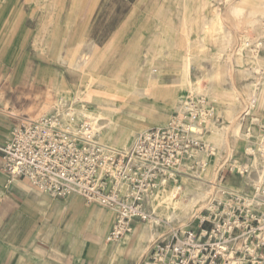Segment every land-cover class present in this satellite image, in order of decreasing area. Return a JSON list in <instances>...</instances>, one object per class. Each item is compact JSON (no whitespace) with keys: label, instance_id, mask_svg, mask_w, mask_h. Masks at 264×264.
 I'll return each mask as SVG.
<instances>
[{"label":"built area","instance_id":"obj_1","mask_svg":"<svg viewBox=\"0 0 264 264\" xmlns=\"http://www.w3.org/2000/svg\"><path fill=\"white\" fill-rule=\"evenodd\" d=\"M219 122L217 109L204 96L190 93L170 122L141 132L126 151H113L99 141L90 121L75 122L57 113L24 120L0 146L11 179L29 181L56 199L80 195L88 204L115 212L110 240L131 234L146 219L145 207L170 184L198 178L216 149L206 138L207 121ZM244 157L231 160L227 174L247 180L249 191L209 184L205 215L196 228L171 229L149 246L144 264H264V126ZM246 134L252 139L251 129Z\"/></svg>","mask_w":264,"mask_h":264},{"label":"rangeland","instance_id":"obj_2","mask_svg":"<svg viewBox=\"0 0 264 264\" xmlns=\"http://www.w3.org/2000/svg\"><path fill=\"white\" fill-rule=\"evenodd\" d=\"M25 1V12L27 14L32 13L35 18V22L33 23L35 35L31 36V40L26 46L25 51L9 52L7 54L8 57L3 62V64L7 66L5 71H7L8 74L17 72V70L20 69L19 64L22 63L23 65L24 63H26V65H31L30 68H26L31 75L35 74V70L37 71L38 67L41 70L42 94L37 97V100L32 99L30 101L32 114L26 115L24 120H37L47 115L58 113L61 105H65L63 98L65 95L50 89L53 83L57 84L59 88H64V86L70 88L73 93L82 91V98L84 99H87L92 91L97 89L99 82H96L92 85V88H90L81 81L77 73L68 71L66 67L60 63L64 56L77 48L79 42L84 43L85 49L90 50L96 48L99 55H107L108 60L106 62V68L102 70V73L114 79H116V77H119V79L121 78L124 85L129 83L128 78L124 77V70H129L131 67L135 68V81L132 82V85L134 83L136 90L140 91L143 90L145 85V82H143L144 76L151 68V61L147 57V51L151 46L155 47L159 52V58L163 56L165 60L168 56L167 51H169L168 43L175 42L178 47L177 50L184 56L187 41L190 39L197 41V45L192 50V65L189 74L192 92L187 89L184 90V93H182L184 96L178 103L190 93L206 97L208 99H206L207 102L217 109L220 121L215 122V128L221 130H229L234 124V121L227 115V104L231 102L233 97L231 92L236 90L237 92L235 91V93L238 94V104L233 117L235 120L241 119L245 110L248 108L247 101L250 88L260 75L258 69H263L264 67L258 63L259 60L264 61V47L260 50H256L255 47L242 46V42L244 41L243 38L246 35L245 33L251 30L252 24L256 21V18H259L260 21L253 27L255 34L257 33L258 37H264V0ZM183 6H187L186 8L189 9V13L188 10L187 12H182ZM216 12H219L220 16H216ZM209 20L212 21V25L204 30L202 28L203 24ZM222 27L223 29L226 28L225 30L229 32L232 42L228 49L224 50L219 57L217 54L220 48L217 46L216 42L219 36H223L222 33L224 30ZM202 33L206 36V45L199 40V36ZM154 55V60L156 61L158 53H154ZM135 56H137L138 59L133 63ZM237 57L242 58L240 63H238ZM183 69V62L176 65L169 63L164 66L160 79L161 86L157 90V95L146 99L144 103L155 107L168 103L169 99L165 96H167L170 91L173 92L180 87L181 77L183 78V74L181 73ZM22 70L23 68L20 69V71ZM54 70L58 72V76L55 78L53 76ZM120 70L123 71V77H120ZM90 73L98 74L94 71ZM47 79L50 80L49 83H47ZM103 79L102 77L101 80ZM218 83L223 88L221 91L207 92L211 85ZM109 85L113 87L112 84H108V86ZM224 99L229 100L223 101ZM86 106H88L89 109L91 108L89 104H86ZM54 107L56 108L55 112ZM175 112L174 110L169 112V120ZM254 112L255 115L251 114L247 116L242 122L241 138L235 139V137L229 136L230 140L233 141L235 139L234 145L237 144L241 146L236 150L233 156L225 149L221 151L219 147H216V154L207 161L209 165L206 170H211L210 168L212 167L215 168L213 175L214 179H210L209 183L205 186V188L209 190L207 192V197L201 200L195 211L187 217H181L182 219H177L171 224L161 219V224L156 228L154 240L150 243L144 241V244H142L143 241H141V244L138 245V250L133 254V264H140L141 261L144 260L147 261L148 247L153 242L168 236L171 229L180 228L182 230H187L198 226V217L205 215V209L210 198L209 184L213 181L220 183L224 173H226V180L224 183L228 182L227 180L230 173L227 174V168L230 166L232 159L236 162L240 160L239 163H241L244 158H247V162L244 164L251 165L253 163L250 158L244 157V151H246V146L251 149L252 141L259 138V134L261 133L260 129L264 125V121H262L264 107L261 109L256 107ZM122 117L117 115L115 119L116 122L126 127H135L138 135L141 131H145L146 128L138 127L135 124V118L133 119V117H129L125 114H122ZM254 118L259 119L260 123H255L253 121ZM86 120L90 121L89 119ZM145 120L154 122L150 119ZM75 124L77 123L75 122ZM248 128L251 129L252 139L246 136ZM206 141L209 144L212 143L209 141L208 137ZM206 170L202 173V176L205 174ZM182 183L183 181L179 184H170L169 186H178ZM95 206L101 211H112L100 207L97 204ZM161 210L160 208L155 210L153 204L147 205L145 207V213L147 214L146 219L137 221L135 226L137 227L139 224L147 225L149 223V217L153 216V218H156L160 216ZM112 212L115 213L114 211ZM100 214L101 220L96 219L98 228L106 224L104 213ZM134 230L133 233L124 235L122 240L134 236ZM107 236V238L110 237L109 231Z\"/></svg>","mask_w":264,"mask_h":264},{"label":"crops","instance_id":"obj_3","mask_svg":"<svg viewBox=\"0 0 264 264\" xmlns=\"http://www.w3.org/2000/svg\"><path fill=\"white\" fill-rule=\"evenodd\" d=\"M25 4V0H0V146L11 141L14 127L23 121L26 115L32 114L30 101L37 100V97L42 94V76L39 67L37 71L35 70V74L31 75L26 70L31 65L22 63L19 64V68H23L22 71L18 69L14 74H8L5 71L7 66L3 64L9 52L25 51L31 36L35 35L33 29L35 18L32 13L25 12ZM90 50L85 49L84 43L79 42L77 48L64 56L60 63L68 71L77 73L85 85L89 82L90 77L99 79L103 77L105 80H109L113 86H124L121 78L116 77V80L102 73V70L106 68L107 55H99L96 48H92L93 53ZM147 53V57L151 61V68L150 72L146 74L147 77L145 75L143 79V82L145 81L143 89L147 92L142 98L143 102L157 95L156 91L158 86H161L160 79L164 66L169 63L175 65L180 63L164 60L163 56L159 58L160 54L153 46L148 49ZM154 53H158L156 61ZM90 54L93 57L89 63L84 64V56ZM135 57L133 63L138 59L137 56ZM131 68L125 69L124 73L122 70L119 71L120 77H123V73L124 77L128 78L129 83L126 85H132V82L135 81L136 70ZM154 69H157L155 83L152 81ZM91 71L98 74L90 73ZM53 76L57 77L58 72L54 70ZM49 82L50 80L47 79V83ZM182 84L183 78L181 77L180 87L175 91L177 99L184 96ZM133 87H135L134 83ZM50 89L57 93H63L65 97L68 95L75 97L78 93H82V91L73 93L70 88L65 86L59 88L54 83L51 84ZM150 91L154 92V95H149ZM228 100L224 99L223 101ZM180 103L177 101L178 107ZM145 106L147 109L154 110V118L161 121L169 119L170 111H177L171 100L161 106L155 107L148 104ZM55 110L54 107V112ZM118 116L122 117V113ZM135 116L134 122L138 127L146 129L164 127L161 122H150L139 114ZM262 121H264V113ZM246 136L250 137L248 134ZM242 162L246 163L247 158H244ZM225 176L224 181L226 180ZM227 181L225 182L227 186L241 191H249L251 187L247 180L235 174H230ZM60 200L62 199H56L38 191L26 179L20 177L11 179L0 151V264H133L134 253L130 250L133 245L141 244L139 234L144 232L142 229L144 225L139 224L138 226H141L140 233L138 232L129 239L127 237L124 240L112 241L107 238V233L109 231L110 236L112 224L114 225L116 219L115 213H111L109 226L106 232L101 234L97 229L98 224L95 219L101 210L94 204L86 203L78 195ZM108 212L110 213L108 210L104 211L106 214ZM144 243L143 241L142 244ZM145 262V260L141 261L140 264Z\"/></svg>","mask_w":264,"mask_h":264},{"label":"bare ground","instance_id":"obj_4","mask_svg":"<svg viewBox=\"0 0 264 264\" xmlns=\"http://www.w3.org/2000/svg\"><path fill=\"white\" fill-rule=\"evenodd\" d=\"M186 7L187 6L182 7L183 13L187 12V10L189 13V9H187ZM243 10H245V9H243ZM218 15L220 16V13L216 12V16H218ZM184 16H185V14H184ZM186 18H188V17H186ZM219 21H220V19H219ZM259 21H260V19L256 18V21L253 22V24H252L251 30H249L248 32L246 31L247 33H245L246 35L243 38L244 41L242 42V46L255 47L256 50H258V49L260 50L261 48L264 47V37H258L257 33L255 34V31L253 28L256 24L259 23ZM185 25H186V22H185ZM211 25H212V21L209 20L208 22H205L203 24L202 28L205 30L208 27H210ZM222 29H223V27H222ZM225 29L226 28L223 29L224 30L222 33L223 36L222 37L219 36L217 38V42H216L217 46L220 48V49H218L219 53L217 54V56H219V57L224 52V50L228 49V47L230 46V44L232 42V39L230 37L229 32H227ZM257 30H258V28H257ZM202 34H200L199 40L202 41V43L204 45H206V43H205L206 36L204 34H203L204 35L203 36ZM263 35H264V32H263ZM188 38H187V40H188ZM197 43H198L197 41H193L191 39L188 40L187 44H186L184 56L180 51L177 50L178 47H177L175 42L168 43L169 51H167L168 52L167 53L168 54L167 59L169 61L180 62V63L183 62L184 63V69L181 72L183 74L182 87L184 90L187 89L188 91H191V92H192V87H191L192 85H191V81L189 80V74H190V68L192 65V50L197 45ZM239 49H240V47H239ZM91 50H90V52L93 53ZM91 57H93L91 54L88 56L85 55L83 58L85 60L84 64L89 63V61L91 60ZM196 57H194V58H196ZM240 57H237L238 61H239L238 63H240L242 61V58H240ZM258 63L264 66V61L259 60ZM258 72H260V75H259L257 81H254L255 83L250 88L249 97H248V101H247L248 102V108L245 110L241 119L235 120V118L233 117V115L236 111V108H237V104H238L237 103L238 94L235 93L236 90H233L231 92L233 94L231 102H229L227 104V109H228L227 115L229 118H231L234 121L233 122L234 124L229 128V130L228 129H226V130L217 129V128H215V122L214 121H212V120L207 121V126L212 131V134L210 136H208L209 141H211L213 143V144L212 143H210V144H212L214 148L219 147V149L221 151L223 149H225L226 151L229 152V154L231 156H233V154L236 152V150L239 149V147H241L240 145H237V144L234 145V140L237 138H241V125H242V122L245 119L246 115L254 114L255 113L254 109L256 107H258L259 109L264 107V67H263V69H258ZM156 74H157V69H154L153 75H152V81H154V83L157 81L156 80L157 79ZM146 77H147V75H146ZM148 77H150V76L148 75ZM224 80H223V82H224ZM96 82H99L97 89L93 90L92 93L87 97V99L82 98V93H78L75 97H71L69 95L66 96L64 98L65 105L64 106L61 105V108L57 114L60 115L64 119H71V120L75 121L76 123H78L79 121L83 122L86 119H89L91 121V123L94 125L97 132L99 133V141L103 145L108 147L109 149H111L113 151H119V152H122L124 150H129L135 144V141L138 137V132H137L135 127H133V128L132 127H126V126H123V125L116 122V120H115L116 116L120 113L125 114L129 117H133V119L136 118V116H135L136 114H139L144 119H150V120H153L154 122H161L162 126H167L169 124V122H170L169 119L167 121H165V120L161 121L159 119H155L153 116L155 113L154 110H150L149 108L147 109L144 102L142 101V98L145 97V95L147 93L145 89L137 91L136 88L133 87V85H124V86L123 85H114L112 87L110 85L108 86V84H111V82L109 80H105V79L101 80L99 78H94V77H90L89 82L87 83V86L92 88V85L95 84ZM158 87H160V86H158ZM149 89H151V88H149ZM153 89H155V88H153ZM221 89H223V88L218 83L215 85H211L208 88L207 92H217V91L219 92V91H221ZM175 91H173V92L170 91V93L165 97L172 101L175 109H178L177 101L181 100V98L177 99L175 97L176 96ZM150 93L151 94H149V95H154V92L150 91ZM205 99H207V98L205 97ZM86 104L87 105L89 104L91 106V108L89 109L88 106H86ZM127 110H129V111H127ZM253 121L257 124L260 123L259 119L254 118ZM229 136L235 137V139L232 141L229 139L230 138ZM246 151L249 153L250 147L246 146ZM237 161L240 162V160H237ZM252 162H253L252 164L254 165L255 161H252ZM210 169L211 170H206V172L203 176L201 175L198 178H184L182 184H180L178 186L166 187L156 198H154V200L149 201V204H153V207L155 210L160 208V209H162L161 210L162 212H161V215L156 217V218H153V216H150L149 217V223L147 225L142 226V229L144 232L142 234H139L141 241H145V242L149 243L152 240H154L155 235H156V228L161 224V219H164L168 224L169 223L171 224L175 220L180 219L181 217L182 218L187 217L195 211V209H196L197 205L200 203V201L207 197V192L209 190H207L205 188L206 184L209 183L210 179L211 180H212V178L214 179L213 175H214L215 168L212 167ZM78 197L80 198L81 196L78 195ZM100 213H104V211H101ZM100 213L98 215H96L95 219L101 220V216H100L101 214ZM111 213L113 214L112 211H110V213L108 212L107 214L104 213V220L106 221V224L104 226L101 225L98 228L99 233L103 234L106 232V228H108L109 222L111 221V215H112ZM98 217H100V218H98ZM140 228H141V226H137L134 230L133 235L138 234ZM134 244H135V242H134ZM137 250H138V245H133V248H131L130 252L133 251V253H135Z\"/></svg>","mask_w":264,"mask_h":264}]
</instances>
